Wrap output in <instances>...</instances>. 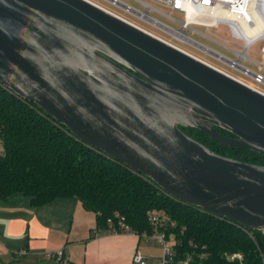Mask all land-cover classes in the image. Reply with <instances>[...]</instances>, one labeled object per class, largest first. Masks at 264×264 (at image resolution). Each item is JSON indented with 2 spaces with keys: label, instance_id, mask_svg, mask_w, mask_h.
<instances>
[{
  "label": "water",
  "instance_id": "water-1",
  "mask_svg": "<svg viewBox=\"0 0 264 264\" xmlns=\"http://www.w3.org/2000/svg\"><path fill=\"white\" fill-rule=\"evenodd\" d=\"M0 84L175 200L264 235V165L180 128L264 156L259 91L86 0H0Z\"/></svg>",
  "mask_w": 264,
  "mask_h": 264
},
{
  "label": "trees",
  "instance_id": "trees-1",
  "mask_svg": "<svg viewBox=\"0 0 264 264\" xmlns=\"http://www.w3.org/2000/svg\"><path fill=\"white\" fill-rule=\"evenodd\" d=\"M215 153L264 165V156L222 146L197 129L180 127ZM225 136L230 133L217 129ZM0 199L13 192L34 206L76 197L95 215L99 233L120 231L119 221L137 235L162 233L172 240V260L186 264H262L264 235L167 195L153 182L76 139L36 105L0 84ZM157 213L152 224L147 212ZM232 253L240 259L230 260Z\"/></svg>",
  "mask_w": 264,
  "mask_h": 264
},
{
  "label": "crops",
  "instance_id": "crops-1",
  "mask_svg": "<svg viewBox=\"0 0 264 264\" xmlns=\"http://www.w3.org/2000/svg\"><path fill=\"white\" fill-rule=\"evenodd\" d=\"M57 249H63L67 264H141L133 260L135 254L144 264H158L162 251L158 241L143 235L99 233L94 213L76 197L39 206L21 192L0 199V264H53L45 255Z\"/></svg>",
  "mask_w": 264,
  "mask_h": 264
},
{
  "label": "built area",
  "instance_id": "built-area-1",
  "mask_svg": "<svg viewBox=\"0 0 264 264\" xmlns=\"http://www.w3.org/2000/svg\"><path fill=\"white\" fill-rule=\"evenodd\" d=\"M98 7L104 9L105 11L121 18L122 20L136 26L137 28L146 31L147 33L159 38L165 43L175 47L176 49L183 51L184 53L191 55L192 57L199 59L205 63L200 56L186 50L181 45H189L199 50L200 52L211 56L215 60L227 64L232 69L238 71L242 76H245L246 79L235 76L231 73L223 71L209 63V65L221 70L222 72L228 74L229 76L237 79L238 81L250 86L251 88L259 91L264 94V75L261 73V68H264L263 65L256 64L258 66L257 70H250L247 67L241 65L242 59H247L249 61H253L248 55L247 50L253 44L264 41V35L255 36L253 38H247L244 36L240 22L245 23L249 27H253L255 25V19L252 16L253 12L259 14L263 25H264V0H134L139 3L143 10L138 11L126 5L119 0H101L106 2L108 5L117 7L121 11L126 14L132 15L135 18L147 23L151 27L158 29L162 32L163 35H159L154 33L153 31L142 27L131 19L110 11L108 8L99 5L95 0H86ZM226 12L231 14L234 19H223L218 15L217 12ZM150 12L157 14L159 16L164 17L170 21L178 23L180 28L173 29L168 25L158 21L150 15ZM179 13L181 15L180 19L174 18L173 14ZM218 24H225L229 30L231 38L236 41H240L241 49L237 50L234 48H230L220 42H217L222 47L228 49L233 52L237 59H230L220 53H217L195 41L190 39L185 31L187 29L192 32L198 33L203 37L211 39L209 36L198 32L194 26L204 27L206 30L210 27H216ZM213 40V39H212ZM261 53H264V44L259 48ZM254 62V61H253ZM4 155V149L2 142L0 141V157ZM148 219L152 224H155L158 220L157 213L150 211L147 212ZM121 231L130 232L128 227L121 222L118 223ZM114 230V229H113ZM116 231V230H114ZM145 238L155 239L161 244L162 251L158 260V264H177L172 260V250L171 243L168 240H165L162 233H156L151 235L143 234ZM45 256L51 257L57 264H67V260L65 259L63 249H57L51 253H46ZM230 260L232 259H240V253H232L228 256ZM133 260L144 264L142 257L139 254H135L133 256ZM262 264H264V254L261 256Z\"/></svg>",
  "mask_w": 264,
  "mask_h": 264
},
{
  "label": "rangeland",
  "instance_id": "rangeland-1",
  "mask_svg": "<svg viewBox=\"0 0 264 264\" xmlns=\"http://www.w3.org/2000/svg\"><path fill=\"white\" fill-rule=\"evenodd\" d=\"M95 1L99 5L108 8L110 11L119 13V14L131 19L132 21L136 22L137 24L141 25L142 27L153 31L156 34L163 35L162 32L159 31L158 29H155V28L151 27L147 23L135 18L132 15L124 13L119 8L110 6L106 2L101 1V0H95ZM119 1L124 3V4H126V5H129L130 7H132L135 10H138V11L143 10V7L139 3L134 1V0H119ZM150 15L153 18H155L158 21L164 23L165 25L170 26L173 29L180 28L178 23H175L173 21L165 19L164 17L159 16L157 14H154L153 12H150ZM173 17L177 18V19H180L181 15L179 13H174ZM194 28L198 32L209 36L211 39L203 37L200 34L192 32L191 30L187 29L185 31V33L190 39H192L193 41H195V42H197V43H199V44H201V45H203V46H205V47H207V48H209V49H211V50H213V51H215L217 53H220V54H222V55H224V56H226V57H228L230 59H237V56L233 52L229 51L228 49L222 47L220 44L217 43V42H220V43H222V44H224V45H226V46H228L230 48H234V49H237V50L241 49V44H240L241 42L240 41H236L233 38H231L229 30H228V28H227V26L225 24H218L216 27H210L207 30L204 27H199V26H194ZM214 40L217 41V42H215ZM263 44H264V41L262 40V41H259V42L255 43V44H253L252 46H250L248 48V50H247V55L254 62L253 61H249L247 59H242L241 62H240L241 65L244 66V67L249 68L250 70H257L258 66L256 64H260V65L264 66V53H261L259 51V48ZM181 46L183 48H185L186 50H188V51L200 56L207 63H209V64H211V65H213V66H215V67H217V68H219V69H221L223 71L231 73V74H233L235 76H238V77L246 79L245 76H242L238 71L232 69L227 64L215 60L211 56H208V55L200 52L199 50L195 49L194 47H191L189 45H181ZM261 73L264 75V68H261ZM153 234H156V232H153Z\"/></svg>",
  "mask_w": 264,
  "mask_h": 264
},
{
  "label": "bare ground",
  "instance_id": "bare-ground-1",
  "mask_svg": "<svg viewBox=\"0 0 264 264\" xmlns=\"http://www.w3.org/2000/svg\"><path fill=\"white\" fill-rule=\"evenodd\" d=\"M219 16H221L223 19H234V17L226 12H217ZM252 16L255 19V25L253 27L247 26L245 23L240 22L242 32L245 37L247 38H253L255 36L264 35V25L263 22L259 16V14H256L253 12Z\"/></svg>",
  "mask_w": 264,
  "mask_h": 264
}]
</instances>
